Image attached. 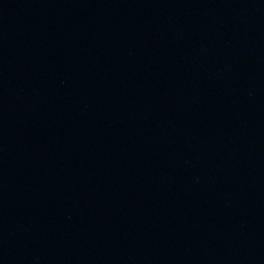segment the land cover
Segmentation results:
<instances>
[{
    "label": "water",
    "instance_id": "1",
    "mask_svg": "<svg viewBox=\"0 0 264 264\" xmlns=\"http://www.w3.org/2000/svg\"><path fill=\"white\" fill-rule=\"evenodd\" d=\"M0 264H264V0H0Z\"/></svg>",
    "mask_w": 264,
    "mask_h": 264
}]
</instances>
